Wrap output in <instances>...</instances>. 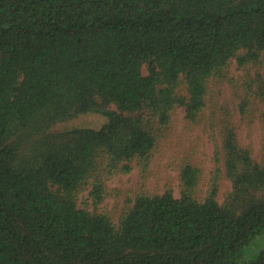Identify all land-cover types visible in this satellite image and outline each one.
Wrapping results in <instances>:
<instances>
[{
    "label": "trees",
    "instance_id": "1",
    "mask_svg": "<svg viewBox=\"0 0 264 264\" xmlns=\"http://www.w3.org/2000/svg\"><path fill=\"white\" fill-rule=\"evenodd\" d=\"M263 58L264 0H0V264H264V247L244 257L264 238V162L228 106L207 124L221 146L205 196L186 160L180 196L142 187L117 218L99 209L113 176H147L178 108L202 122L233 60L248 118ZM88 113L107 119L53 128Z\"/></svg>",
    "mask_w": 264,
    "mask_h": 264
},
{
    "label": "rangeland",
    "instance_id": "2",
    "mask_svg": "<svg viewBox=\"0 0 264 264\" xmlns=\"http://www.w3.org/2000/svg\"><path fill=\"white\" fill-rule=\"evenodd\" d=\"M257 71L264 73V61L255 66L251 73ZM144 72H146V68H144ZM230 73L231 77L234 78L233 81L213 82L212 90L214 95H219V97L214 96L201 123L190 124L186 121L184 107L176 110L165 137L154 151L146 177L142 175L140 167L134 162L131 172L119 173L108 180L107 184L111 195L99 205L100 210L110 212L117 218L126 203V199L133 198L142 187L158 192H163L167 187H171L174 194L180 196V167L186 160L193 162L202 170L198 193L205 196L214 168L213 158L216 145L221 146L220 135L217 131L210 130L207 124L213 116L220 117L221 111L219 109L222 106L230 108L231 115L229 118L233 119L236 124L239 143L251 147L254 157L264 162V102L260 98H256V104L252 106L251 115L248 118H243L236 104L238 99L234 96L236 92L233 83L240 84V81L244 80L245 71L233 60L230 65ZM106 119L104 115L98 113L82 114L68 121L57 123L53 128L100 127ZM224 163L225 159L222 157L221 166L223 168H225ZM231 189L232 180L226 175L224 169L220 178L219 200L224 201ZM85 197H88V190L80 198V203H84ZM263 247L264 238L245 249V259L254 258Z\"/></svg>",
    "mask_w": 264,
    "mask_h": 264
}]
</instances>
